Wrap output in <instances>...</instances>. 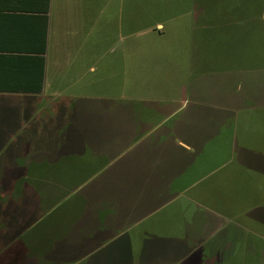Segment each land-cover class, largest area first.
<instances>
[{"label": "rangeland", "instance_id": "obj_1", "mask_svg": "<svg viewBox=\"0 0 264 264\" xmlns=\"http://www.w3.org/2000/svg\"><path fill=\"white\" fill-rule=\"evenodd\" d=\"M125 4L123 7L124 0H115L110 22L105 26L109 32L101 27L98 80L89 81L94 85L84 91V94H91L90 98L99 106L41 112L44 117L40 115L38 122L28 123L22 120L16 103L0 100V183L1 188L6 189H0V205L5 208L10 202L14 203L10 212L13 218L15 212L16 222L13 218L7 220L5 228L10 229L8 239L21 235L20 244L23 243L2 253L0 264H28L23 256L28 251L38 264H48L47 261L58 258L56 252L49 249L63 232L64 224L70 219L66 232L72 221L81 216L84 210L81 201L85 200L80 196L81 187L96 178L92 175L98 168L93 165L96 159L86 147L109 148L111 154L121 148L110 140L123 136L127 126L123 117L113 119L108 107L112 110L116 106L119 109L126 107L129 113L132 106L144 125L146 122L164 124L165 128L172 122L180 125L182 133L201 147L204 156L212 147L211 141L223 143L227 149L218 162L221 175L212 179V193H206V197L216 204V208L232 213L246 212L256 201L257 205L264 203V188L250 176L255 172L264 176V108L258 110L260 119L254 124L250 116L247 119L240 117L242 130L243 127L248 129L241 144L257 153L247 156L251 167H244L227 157L233 139L231 125L235 119L230 117V112L212 105L219 104L221 97L206 92V89L235 91V100L250 107L264 102V17L261 18L264 0H131L130 9L129 0H125ZM232 9L238 14H250L249 21L238 25L217 22L205 27L202 11L208 18L220 21L221 14ZM158 23L164 25L163 30L157 27ZM129 25L130 37L126 30ZM119 27H124V32H119ZM122 36L126 39L121 41ZM210 71L230 73L234 80L229 82V87L226 86L228 79L220 80L221 85L213 82L210 86L208 83L194 102L181 105L183 89H196L200 79ZM237 84L241 88L236 91ZM189 98L190 92L188 101ZM228 103L232 104L225 101ZM175 113L178 116L173 119ZM127 124L130 125L129 119ZM212 137H216L215 140H210ZM83 154H87V158ZM198 158L193 157L194 160ZM101 177L97 185L107 178ZM116 178L118 184V176ZM226 179L228 182L224 184ZM88 190V194L93 192L92 187ZM196 209L192 201L180 200L156 219L153 217L136 226L124 239L100 250L94 261L96 264H130V261L137 263L140 259L143 264H161L182 258L189 252V245L184 244L183 238L187 231L185 222H190ZM207 215L213 220L220 217L213 211ZM258 215L264 218V211ZM228 223L225 230H233L235 225ZM238 241L237 255L222 257V260L218 257L220 261L215 258L207 264H264V252L258 257L246 254L247 245ZM260 244L264 248V242L260 241ZM175 253L177 257L172 256ZM184 258L185 264L205 260L203 255ZM91 260L90 257L81 264H90Z\"/></svg>", "mask_w": 264, "mask_h": 264}, {"label": "crops", "instance_id": "obj_2", "mask_svg": "<svg viewBox=\"0 0 264 264\" xmlns=\"http://www.w3.org/2000/svg\"><path fill=\"white\" fill-rule=\"evenodd\" d=\"M114 1L0 0V100L6 99L16 103L20 108L22 120L28 123L38 122L41 119L39 116H42L41 112L59 111V109L60 111L79 110L81 107L96 106L95 100L90 98L91 94H84V91L94 85L89 81L98 80L101 27L103 31L109 32V28L105 26L110 22L109 16ZM125 5L124 0L123 7ZM130 5L131 0L128 9ZM202 13L205 16V27L214 26L217 22L220 25L243 24L248 22L250 17V14L245 12L238 14L232 9L221 14L222 19L216 21L208 18V14H204V11ZM262 17L264 13L261 14ZM124 25L126 26V23ZM157 27L163 30L164 25L158 23ZM121 30L124 32V27H119L118 31ZM126 30L130 37V25ZM122 39L125 40L126 37L122 36L121 41ZM112 47L114 49V45ZM209 73L204 79H200L196 89L190 91L187 88L183 89L184 98H181V105L184 102V105L188 106L194 102L199 92L205 91L208 83L210 86L213 82L221 85L220 80L228 79L226 86L229 87V82L234 80V77H230L232 76L230 73L224 74L219 71ZM201 84L205 86L200 87ZM235 88L237 91L241 87L237 84ZM206 90L209 95L215 94L214 96L221 97L219 104L212 105L230 112V117L235 119L231 125L233 139L230 143L228 159L236 164L239 162L243 166L251 167L246 158L249 154L255 156L257 153L241 144L248 129L243 127L242 130L240 117L247 119L250 116L253 124L258 122L260 119L258 110L264 108V102L259 101L255 106L250 107L243 101L235 100V96L237 97V94L233 93L235 91ZM189 92L191 99L189 98L188 101ZM225 101H230L232 104H225ZM108 108L110 116L112 115L111 117L116 120L123 117V123L127 127L123 136L111 137L110 143L121 146L116 154H111L109 148L100 150L91 149V146L86 147V151L89 150L94 160L96 159L94 168L95 165L98 166L96 171L92 172L93 177H96L91 181L92 195L93 198L95 197L92 203L101 210L106 207L102 218L99 212L93 214L90 223L95 224L97 229L103 223L107 227V231L102 235L99 232L92 233L93 239L98 240L102 237L107 239V243L91 254L90 264H96L94 258L98 257L100 250L124 239L133 228L143 225L153 217L156 219L162 211L182 199L192 201L197 207L191 214L190 222H185L187 231L183 233L184 244L189 245V252L182 258L168 262L185 264L184 257L194 255H203L205 258L199 260L198 264H207L215 258L220 261L218 257L222 260L237 255L238 240H241L243 245H247L246 254L258 257L264 252L260 244V241L264 242V218L258 215L261 210L264 211V203L262 205H257V201L252 203L253 206L246 211L247 213L242 211L232 213L216 208V204L205 195L212 193L211 185L214 183L212 179L221 175L218 162L226 155L224 151L227 149L222 146L223 143L216 144L215 141H211L212 147L204 156L201 147L195 145L190 137L182 133L180 125H175L173 122L168 128L159 123L146 122L144 125L132 106L129 113L126 107L119 109L116 106L113 110ZM177 116L178 113H175L172 118ZM128 119L130 125L127 124ZM64 129L65 127L61 131ZM215 138L212 137L210 140ZM86 155L83 154V157L87 158ZM194 156L199 158L194 160ZM252 170L254 171L253 167ZM255 173L250 175L251 179H254L259 187L264 188V176ZM115 175L118 176V184ZM101 176L107 178L97 185ZM226 180L224 184L228 182V179ZM202 187L206 189L202 190ZM83 188L85 184L81 187ZM84 204L85 201H81L83 212L86 207ZM210 211L220 217L215 220L207 217ZM83 212L72 221L66 232L65 227L70 219L64 224L63 232L56 237L57 241L49 249L50 252L60 255L58 262L64 261L65 264H69L68 262L71 261L68 260L69 257L83 255V248L73 247V243H78L77 241L83 236L82 232L73 233L74 227L82 220ZM227 221L235 225L233 230H225ZM172 256L177 257L176 253ZM26 257L29 264L31 257L34 256L28 251ZM90 257L76 261L74 264H81ZM55 261L56 259L49 260L47 263L55 264ZM138 261L137 263L130 261V264H143L140 263V259Z\"/></svg>", "mask_w": 264, "mask_h": 264}, {"label": "trees", "instance_id": "obj_3", "mask_svg": "<svg viewBox=\"0 0 264 264\" xmlns=\"http://www.w3.org/2000/svg\"><path fill=\"white\" fill-rule=\"evenodd\" d=\"M0 175H1V173H0ZM0 181H1V179H0ZM1 187L2 186L0 183V189L2 191L6 190V189H3ZM91 187H92V183L90 182L80 192V194H81L80 196L85 199L84 201H85L86 207H85V211L83 212L81 222L78 225H76L73 229V233L74 232H82L83 233L82 238H80V240L77 241L78 243H73L74 248H80V247L83 248V255L82 256L73 255L72 257H69L68 260H71L68 262L69 264H74L76 261L90 257L91 254L95 250H97L98 248H102L107 243V239H103L102 237H100L98 240L92 238L93 232H99V234L101 233V235H102V233H105L107 231V229H106L107 227L103 223L97 229L95 224L90 223V220H91L90 218L93 214L96 215V213L99 212V214L102 218V215L104 212L103 210L106 211V207L103 208V210H101L99 207H95L96 206L95 203H92V201L95 197L93 198L92 191L90 194H88V191H89L88 189H90ZM24 194H25V191H24ZM102 197L105 198L106 196H102ZM20 200H22V198ZM86 200H88V201L86 202ZM13 204H14L13 202H10V204L5 208H2L1 207L2 205H0V240L2 237H4L2 239L4 242H2L3 244H2V246H0V256L2 255V253L9 251L11 248H13V245H17V246L23 245V244H20V236L21 235H18V236L11 238V239H8L7 235L9 234L8 232L10 229L5 228V226L8 225L6 223V221L13 218L12 213L10 212V207ZM14 218H15V212H14ZM14 218H13V220L16 222V220ZM6 241H7V243H6ZM23 256H24V260L27 261L26 253H23ZM58 260H60V255H58V258L56 259L55 262H58ZM31 262H34L35 264L39 263L35 257H31Z\"/></svg>", "mask_w": 264, "mask_h": 264}]
</instances>
